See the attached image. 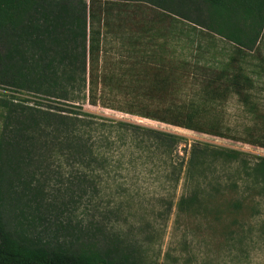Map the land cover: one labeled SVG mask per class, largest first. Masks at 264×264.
<instances>
[{
  "label": "rangeland",
  "instance_id": "rangeland-1",
  "mask_svg": "<svg viewBox=\"0 0 264 264\" xmlns=\"http://www.w3.org/2000/svg\"><path fill=\"white\" fill-rule=\"evenodd\" d=\"M85 1L87 49L90 40L94 48L87 54V75L95 92L96 80H108V87L102 91L99 86L97 93L104 92L110 104L124 105L142 93L146 97L160 94L161 86L153 81L165 77L185 78L170 90L178 97L201 101L203 93L210 91L204 78L213 79L216 63L233 52L232 45L215 32L214 8L203 0H169L165 7L149 0ZM27 24L28 32L11 47L0 41V52L4 60L11 58V65L32 67L34 59L41 57L64 68L81 60L83 40L77 21L65 14L55 21L50 15L35 13ZM47 28L56 31L54 43L47 39L45 47L38 49L37 40H45ZM255 47L260 52L257 57L264 56V26L258 30ZM247 54L241 64L251 73L255 87L246 93L264 110V62L260 65ZM180 61L189 64L186 71L161 67ZM4 64L8 69V62ZM138 79L142 82L135 83ZM221 90L228 98L218 107L221 116L216 117L228 132L243 136L242 130L256 122L244 108L254 105H241L229 87ZM77 106L42 91L0 82V206L15 236L68 249L96 250L98 243L113 260L129 258L131 264H264L262 172L211 161L207 171L211 185L206 191L215 203L177 204L184 190V175L175 180L172 169L179 162L177 156L166 161L158 153L146 156L135 148L119 151L112 146L107 161H96V123L85 131L88 140L75 136L69 141L63 133L67 126L41 113L35 117L26 109L78 112ZM140 106L157 104L144 99ZM82 108L177 133L185 138L179 154L203 142L245 152L244 159L251 163L264 162V148L243 139L202 133L88 102ZM247 172L251 177L243 182ZM233 181L239 188H233ZM220 189L223 193L232 190L231 195L240 193L247 203L238 208L223 204L228 195ZM212 208L217 215L211 213Z\"/></svg>",
  "mask_w": 264,
  "mask_h": 264
},
{
  "label": "trees",
  "instance_id": "trees-1",
  "mask_svg": "<svg viewBox=\"0 0 264 264\" xmlns=\"http://www.w3.org/2000/svg\"><path fill=\"white\" fill-rule=\"evenodd\" d=\"M149 1L158 3L163 7L165 4L171 3L169 0ZM203 1L214 8L212 24L215 32L222 40L232 45L233 52L226 60L216 63L213 79L205 80L204 78L203 83L206 87H210L208 88L210 91L203 93L201 101L188 97H178L175 91L170 90L176 89L181 82L184 83L185 78L180 81V79L165 77L153 81V85L161 86L160 94L146 97L142 93V96H132L129 102L124 105L110 104L107 102L108 98L103 95L104 92L97 93L100 90L99 86L103 88L102 91L108 87V80L105 78L102 81L96 80L97 92H95V84L87 75V54L93 53L92 49L94 48L93 42L91 43L89 38L90 43L87 49V3L85 0H0V41H4L10 47L18 36L28 32L27 21L35 13H43L47 17L50 15L55 18V21H59L65 14V17L71 21H77L78 25L81 26L83 40L81 60L79 62L76 60L74 67H71V63L62 68L59 65H54L52 60L41 57L34 59L32 67L11 65V58L7 56V59L4 60L5 56L0 52V82L19 88L26 87L40 93L42 91L49 96L64 99L70 103H78V112L72 108H67L61 110L64 112L63 114L62 112L56 113L32 107L26 109L30 110V113L35 117L41 113L67 126L63 133L65 139L69 141H73L75 136L88 140V133L86 134L85 131L89 130L93 123H96V142L99 143L96 147V161H107L112 146L120 148L119 151L123 148L126 150L135 148L140 154L146 156L158 153L166 161L177 156L180 158L179 162L172 166L176 175L175 180H178L181 173L184 175V190L177 204H214V196L206 191L207 186L211 185L207 175L212 164L211 161L225 163L229 166L241 164L263 174L264 162L251 163L244 159L245 152H237L220 146L212 147L203 142H195L191 148H183L182 154H179L178 147L185 138L177 133L163 131L125 119L93 114L82 108L85 102L92 105L98 104L126 114L202 133L236 137L251 145L264 148V110H261L257 103L252 100V95L246 93L255 87V80L251 73L245 72L243 64H241L242 56L245 57L248 55L247 53L256 57L260 65L264 62V56L257 57L260 52L255 47L258 30L264 26V0ZM178 5H182V3H178ZM238 18L242 21L250 20V22L241 23L238 22ZM55 35H57L55 29L50 31L47 28L45 40H37L38 49L45 47L47 39H50L51 44H53ZM96 50L98 49L96 48ZM5 61L8 62V69L4 64ZM188 65L186 62L180 61L178 64L164 63L161 64V67L165 71H186ZM253 67L256 66L253 65ZM260 68L262 70L261 66ZM134 82L140 83L142 81L138 79ZM222 87L231 88V93L237 97L241 105L246 107L247 105H254L250 109L247 108L248 110L244 108L247 113H252L251 117L256 122L242 130L243 136H236L228 132L229 129L223 126L222 120L216 117L221 116L218 113V107L222 106L228 98L226 92L221 90ZM144 99L149 103L157 104V106L153 108L140 106ZM69 105L76 106L74 104ZM79 129L84 132L80 133ZM250 177V173L247 172L242 177V181L248 182ZM254 180L257 181L256 178ZM217 182L221 181L218 180ZM218 185L220 186L219 183ZM232 185H234L233 188H239L237 181H233ZM198 191L203 193L200 194ZM219 191L223 193L221 189ZM206 192L207 194L204 196ZM232 193V190L223 193L228 195V199L223 198V204H231V207L238 208L241 204L247 203L246 198L241 196L239 191V195L237 193L231 195ZM210 211L213 215L218 213L217 209L212 208ZM131 263L129 258L113 260L111 254L98 243H96V250L91 248L68 249L22 240L15 236L8 226L0 206V264Z\"/></svg>",
  "mask_w": 264,
  "mask_h": 264
}]
</instances>
